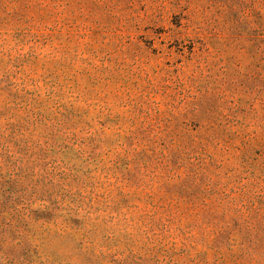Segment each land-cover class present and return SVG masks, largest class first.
Wrapping results in <instances>:
<instances>
[{"label":"rangeland","instance_id":"374dc122","mask_svg":"<svg viewBox=\"0 0 264 264\" xmlns=\"http://www.w3.org/2000/svg\"><path fill=\"white\" fill-rule=\"evenodd\" d=\"M0 264H264V0H0Z\"/></svg>","mask_w":264,"mask_h":264}]
</instances>
